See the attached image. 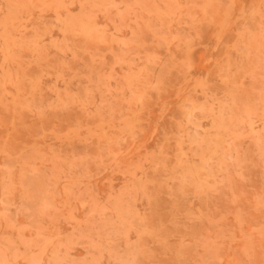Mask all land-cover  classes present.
<instances>
[{"label":"rangeland","instance_id":"1","mask_svg":"<svg viewBox=\"0 0 264 264\" xmlns=\"http://www.w3.org/2000/svg\"><path fill=\"white\" fill-rule=\"evenodd\" d=\"M0 264H264V0H0Z\"/></svg>","mask_w":264,"mask_h":264}]
</instances>
